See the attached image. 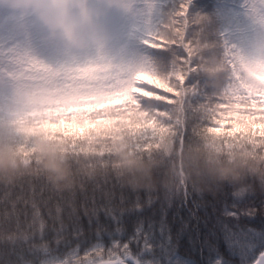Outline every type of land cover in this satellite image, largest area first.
<instances>
[{
    "label": "trees",
    "instance_id": "trees-1",
    "mask_svg": "<svg viewBox=\"0 0 264 264\" xmlns=\"http://www.w3.org/2000/svg\"><path fill=\"white\" fill-rule=\"evenodd\" d=\"M261 10L259 0H135L130 41L127 47L114 44L115 50L153 76L170 78L180 67L184 49L170 44L150 47L146 42L157 35L170 39L169 28L184 11V35L194 42L191 63L196 70L186 75L176 102L143 97L137 101L165 131H158L155 140L149 138L154 146L147 150L144 138L136 136L134 150L141 158L154 159L156 166L150 187H134L115 170L113 146L123 139V128L112 119L89 121L81 101L62 100L66 91L85 87L77 79L88 78V73L72 77L54 72L47 77L31 70L30 58L52 69L64 58L45 45L29 17L0 5V128L10 129L15 155L31 165L35 161L29 138L44 133L62 145L77 179L72 187L57 190L34 170L12 183L0 182V264H47L52 258L65 264L254 263L264 250V181L245 174L239 183L174 179L166 184L175 156L162 148L164 138L174 151H182L200 145L208 135L207 110L219 95L206 87L197 46L225 60L226 51L248 53L264 32ZM52 80L59 87L52 86ZM39 88L55 99L35 106L31 97ZM229 129L226 121L222 133ZM247 137L252 154L264 157V141ZM81 168L90 175L82 176Z\"/></svg>",
    "mask_w": 264,
    "mask_h": 264
},
{
    "label": "clouds",
    "instance_id": "clouds-1",
    "mask_svg": "<svg viewBox=\"0 0 264 264\" xmlns=\"http://www.w3.org/2000/svg\"><path fill=\"white\" fill-rule=\"evenodd\" d=\"M0 5L24 14H28L29 10L34 13L43 24V42L64 58L63 66L101 60L107 67L100 70L115 68L129 80L141 70L137 64L127 62L114 48L108 17L111 9L126 7L123 0H0ZM234 54L233 67L223 56L209 53L208 48L199 45L196 48L200 73L205 78L206 87L212 89L215 95H222L233 85L253 90L264 85V66L260 63L264 61V32L257 36L248 53ZM33 93L31 98L37 107L55 99L45 88L35 89ZM81 94V89L72 88L65 92L62 100L75 104L80 102ZM121 135L123 139L113 146L116 174L134 187H150L151 171L156 161L137 154L133 148L136 136L125 129ZM248 140L247 136H242L230 141L233 146L225 149L220 138L204 135L200 145L174 151L170 140L164 138L162 151L175 156L166 174V184L174 179L193 184H200L205 179L239 183L245 174L264 181V157L260 153L252 154ZM14 143L15 137L10 129L0 128V182L12 183L38 170L57 190L77 184L76 176L69 170L67 157L61 152L62 145L46 139L44 133L38 132L29 138L34 165L21 162L15 155ZM80 173L86 177L90 175L84 168L80 169Z\"/></svg>",
    "mask_w": 264,
    "mask_h": 264
},
{
    "label": "snow or ice",
    "instance_id": "snow-or-ice-1",
    "mask_svg": "<svg viewBox=\"0 0 264 264\" xmlns=\"http://www.w3.org/2000/svg\"><path fill=\"white\" fill-rule=\"evenodd\" d=\"M261 14L264 15V9L261 10ZM185 20V13L181 11L175 23L169 28L172 34L170 39L164 40L157 35L154 41L146 42L150 47L170 44L184 49L185 55L181 58L180 67L166 80L153 76L144 68L129 80L122 71L115 68L100 70L107 67L101 60L70 67L61 65L55 69L33 58L29 59L28 64L31 70L47 77L54 72L71 74L72 77H80L82 73L87 72L88 78L77 79L78 84L85 85L81 88L79 107L85 109L87 119L115 120L118 126L131 135L144 138L145 150H147L148 147L154 146L148 143L149 138L155 140L157 132H163L165 129L159 126L150 113L141 111L137 101L143 97L176 102V98L182 95L181 89L186 75L196 70L191 63L194 42L187 40L184 35ZM225 57L226 62L234 67L235 54L226 51ZM260 63L264 66V61ZM92 78L95 79L94 84L91 83ZM51 83L52 86L59 87L56 80H52ZM69 115L71 116L72 113ZM207 116L208 135L220 138L223 143L242 136H251L258 141H264V85L255 90L230 86L222 95L217 96L214 105L208 107ZM226 121L230 122V129L222 133Z\"/></svg>",
    "mask_w": 264,
    "mask_h": 264
},
{
    "label": "rangeland",
    "instance_id": "rangeland-1",
    "mask_svg": "<svg viewBox=\"0 0 264 264\" xmlns=\"http://www.w3.org/2000/svg\"><path fill=\"white\" fill-rule=\"evenodd\" d=\"M52 2H55V0H52ZM123 2L126 5L125 8L110 10L108 24L114 38V44H120L121 47H127L130 41L129 37L131 36V32L133 31L131 29V24L135 20V4L134 0H123ZM259 4L262 9H264V0H259ZM25 16V18L29 17L31 19V27H35L39 32H41L42 35H45L44 29L42 28L43 24L38 20L34 13H31V11L29 10V13L25 14ZM46 263L65 264V261L58 258H52L46 261Z\"/></svg>",
    "mask_w": 264,
    "mask_h": 264
},
{
    "label": "water",
    "instance_id": "water-1",
    "mask_svg": "<svg viewBox=\"0 0 264 264\" xmlns=\"http://www.w3.org/2000/svg\"><path fill=\"white\" fill-rule=\"evenodd\" d=\"M101 264H121V262H106ZM254 264H264V252L258 257L257 261Z\"/></svg>",
    "mask_w": 264,
    "mask_h": 264
}]
</instances>
